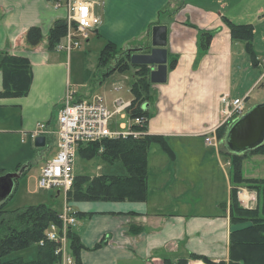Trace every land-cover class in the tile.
<instances>
[{
	"label": "crops",
	"instance_id": "0c3cea01",
	"mask_svg": "<svg viewBox=\"0 0 264 264\" xmlns=\"http://www.w3.org/2000/svg\"><path fill=\"white\" fill-rule=\"evenodd\" d=\"M59 1L67 4L79 0ZM84 1L91 2L101 17L102 23L96 30L98 37L105 44L113 42L125 51L145 48L151 43L153 26H167L168 80L162 88L159 112L152 117L148 108L150 115L145 131L150 135L163 136L169 144L174 145L173 148L170 144L175 157L171 158L163 151L154 168L148 157V195L144 201L75 202V208L72 207L76 212L77 224L73 230L84 246L80 252L81 263L165 264V259H186L187 264L199 260L208 264L205 259L212 263H228L233 229L229 210L232 184L230 170L226 169L230 161L221 149L208 147L205 141L204 148H195L189 139H205L206 132L222 125V98L229 96L232 90H238L236 83L232 82L233 71L237 61L245 56V44L244 50L242 48L237 52L236 47L242 42L233 41L227 25L218 21L216 25L221 28L220 33L213 38L209 55L203 63L208 64L214 55L220 57V77H214L215 84L202 85L203 75L208 74L209 70L202 64L199 69L195 67L201 50L200 38L192 26L180 18L188 7L181 5L182 0ZM259 12L263 13L264 9H259ZM66 16L67 8H57L55 0H0V50L27 58L33 71L27 95L12 98L0 96L5 98L1 102L14 104L20 110L18 121H12L11 127L4 132L11 130L13 134L21 135V140L38 122H49L50 127L55 128L67 91L73 89L67 62L70 55L49 50L47 44L42 43L43 40L38 46L30 47L26 42V33L31 26H39L43 38H48L54 22ZM164 16L169 20L175 18L171 26L161 22ZM187 16V21H190L191 15L188 13ZM134 27L137 30L132 32ZM257 57L259 60V53ZM173 59L177 60L174 68L170 64ZM262 63L259 60L257 65L249 63L248 67L257 70ZM86 73L89 74L88 71ZM196 82L199 89L194 96ZM3 84V73L0 71V93ZM157 85L153 84L152 92ZM157 89L161 92V88ZM245 95L238 94L234 98ZM178 141L187 144L181 149L183 153H179L175 147ZM25 162L18 161L13 166L15 168ZM198 172H202V175ZM202 176L206 177L205 191H200L198 187ZM242 191L247 189H239V200L245 206L240 196ZM204 192L208 195V209L199 204ZM223 203L227 204L226 208L221 207ZM133 228L140 230L133 232Z\"/></svg>",
	"mask_w": 264,
	"mask_h": 264
},
{
	"label": "trees",
	"instance_id": "16d2710c",
	"mask_svg": "<svg viewBox=\"0 0 264 264\" xmlns=\"http://www.w3.org/2000/svg\"><path fill=\"white\" fill-rule=\"evenodd\" d=\"M223 21L229 28L232 40L244 42L245 50L251 62L257 65L259 60L253 45V25L239 24L225 16ZM66 28L65 19L54 22L48 33L47 48L49 50H56L57 45L63 42ZM43 37L41 27L31 26L26 33L27 45L30 47L38 46ZM213 38L212 33L203 32L200 37L201 49L208 51ZM118 51L120 55L114 58ZM127 52L118 48L113 42H107L100 53L99 66L104 68L109 65L111 59H116V64L109 68L108 75L114 72L125 73L130 68L135 67V79L131 84L134 99L132 106L128 109V115L131 118H145L141 127L135 126L143 129L144 134L139 137L106 139L102 142L80 145L78 156H84L86 159L100 156L109 164L120 162L124 165L126 172L125 174L95 176L76 174L73 188L68 193V201H144L148 195V157L151 146L158 143L171 158L175 157L171 146L163 136L150 135L145 131L150 115L145 104L153 98V84L150 80L152 68L148 65H132ZM170 64L174 68L177 60L173 59ZM0 71L4 78L1 97H22L28 94L33 71L27 58L11 55L8 50H0ZM223 125L217 129L218 138L221 141H224L225 138L223 132L226 128ZM102 147L104 150L100 151ZM226 148V152L222 150L221 152L226 159L229 156L231 158L232 190L229 210L233 229L230 236L229 262L212 263L208 259L205 261L208 264H264V177L245 176L242 169L244 153L236 154L231 152L228 146ZM252 151L264 152V143L248 152ZM21 166L22 164L17 167L16 171ZM3 174L5 171L0 169V176ZM240 188L248 189L257 194L258 202L255 206L245 207L241 205L239 200ZM9 199L0 204V264H56L58 258L54 254V245L47 243L41 246L39 242L45 237L49 224L58 221L60 212L45 204L8 212L6 205ZM221 207L226 208L227 204L223 203ZM136 229L140 230V228H133V232ZM69 240L77 264H82L80 252L84 246L73 229L69 231ZM32 247H36V255L28 259L23 252ZM187 263L188 260L186 259L178 261L165 259V264Z\"/></svg>",
	"mask_w": 264,
	"mask_h": 264
},
{
	"label": "rangeland",
	"instance_id": "374dc122",
	"mask_svg": "<svg viewBox=\"0 0 264 264\" xmlns=\"http://www.w3.org/2000/svg\"><path fill=\"white\" fill-rule=\"evenodd\" d=\"M179 1L181 0H176V2ZM184 4L188 7L184 12L181 13L180 18L192 26L191 28L198 34V38L201 37L203 32L212 33L214 38L218 36L221 28L216 25L217 22H223V24L226 25V23L221 19L222 16L229 17L232 19V21L237 23L252 24L254 27V50L259 53V60L262 63L264 60V12H259V9H264V0H182L181 5ZM64 6L67 8L66 4H64ZM188 13L191 15L190 21H187L189 20V17L187 16ZM174 21V17L171 20H169V17L166 16L161 17V22L166 25L171 26ZM131 30L132 32H135L137 28L134 27ZM150 35L152 38V33ZM89 38V40H81V46L79 48H75L70 53V57L67 61L71 71V80L73 85L72 90H76L75 100H90L94 96L100 95L103 97L104 103L108 105L110 109L114 108V102L118 99L132 101L134 99V95L131 91L130 84H132L135 79V67L130 68L128 71L122 74L120 72H114L113 74L108 75L109 68L115 66L116 59H111L109 65L105 66L104 68L100 67L99 57L105 45V41L102 38H99L96 32L90 33ZM42 43L48 44V38H43ZM199 48L201 49L200 43ZM236 48L237 52H240L242 48L244 50V42H242V44L238 43ZM63 53L67 55L66 52L63 51ZM119 55L120 52L118 51L114 58ZM208 55V51H204L202 49L200 50V55L195 65L196 69H199L201 64L205 65L203 61ZM249 63L252 62L245 52V56L241 60L239 59L237 61L236 67L233 71L232 82L234 81L236 83L238 90H232L229 95L230 98H234L235 95H245V93L249 91V98L246 100L247 111L254 105L264 102V63H262L261 67L257 70L248 67ZM219 66L220 57H217L216 55L212 56V58L208 60V64L205 65L209 72L208 74L203 75L204 78L201 81L202 85L215 84L214 77H220L218 70ZM86 71H88L89 74H87ZM257 79H259L258 84L254 85ZM166 84L167 83L157 85L154 89L152 100L145 104L148 106L147 108H150L152 117L159 112L158 103L162 95V88L165 87ZM195 86L197 90L194 96H196L198 92L199 83L196 82ZM157 88H161V92ZM4 99L5 98H0V128H3V130H0V169L3 168V170L7 173L15 172L18 166L14 168L13 164L15 162L18 163V161H27L25 163L30 165L27 169V172L23 174V176L17 182L13 196H11L6 205V210L10 212L29 206L45 204L58 212H62L66 203L75 208V201L66 202L63 191L60 195H58V189L48 190L39 188L38 186V178L40 175L41 166L46 161L52 160L59 151L56 137L50 136L48 138L46 148L39 149L35 147L34 142L28 137H26L27 140L23 141L21 140V135L13 134L11 130L4 132L6 128L11 127V122L14 120L18 121L20 116L19 108L14 106V104L8 105L1 102ZM124 115V117L121 115H116L113 118L111 122V128L113 130L122 131V123H125L128 126L126 130H129L130 124L132 123V118L127 112H125ZM231 123L232 122L229 121L223 125L226 128L223 132V137L225 138L224 141L219 140V149L224 152L227 151V145L225 141ZM56 124L57 119L54 124L55 127ZM139 130H141L140 132L144 134L143 129L139 128ZM189 140L191 141L192 147L202 149L205 146V139L203 137H197V139L191 138ZM186 146L187 144H183V141H178L177 146L175 147L179 149V153H183L181 149ZM172 147L174 148V145H172ZM163 151V148L158 143H154L151 146L149 157L151 158L153 168L155 167V162L159 163V157L160 155L164 154ZM228 160L231 161L230 156L228 157ZM25 163H22V165ZM226 166V169L229 171L231 168L230 162H227ZM242 167L243 172L247 177H264V152L252 151L244 153ZM75 172L76 174L80 175L95 176L99 173L121 174L125 173L126 169L122 163H118L117 165L113 166V164L111 165L107 163L100 156L88 159L84 158V156H78ZM198 173L202 175V172ZM199 179V190L205 191L206 181H204V179H206V177L202 176ZM201 197L202 200L199 204H201L203 207L210 206V204L207 202L208 195L205 193ZM197 199L199 201V196ZM203 200L205 201L203 202ZM257 202L258 198L256 194L252 204L250 202L249 205L255 206ZM199 204H197V208L199 207ZM241 205L243 204L241 203ZM23 254L28 259L33 258L36 255V247L28 249L27 251L23 252Z\"/></svg>",
	"mask_w": 264,
	"mask_h": 264
},
{
	"label": "built area",
	"instance_id": "2783aa9c",
	"mask_svg": "<svg viewBox=\"0 0 264 264\" xmlns=\"http://www.w3.org/2000/svg\"><path fill=\"white\" fill-rule=\"evenodd\" d=\"M65 3L57 0V8L65 7ZM66 34L62 43L58 44L56 50L64 51L68 55L81 46V40H89L90 33L96 32L102 23L101 17L96 13L91 2L79 0L67 4ZM87 10L86 14L83 11ZM249 93L244 97L230 98L223 96V122H232L247 111L246 100ZM132 106V101L118 99L114 102V108L110 109L104 103L102 96H94L90 100H75V92L68 89L64 99V105L60 109L55 128L50 127L49 122H38L33 130L24 134L35 142L38 136L56 137L59 151L56 156L46 161L40 169L38 186L42 189H58V195L64 192L66 202L68 193L75 182V166L80 145L102 142L106 139L127 138L129 136L139 137L143 135L139 127L145 121L144 117L132 118L129 130L127 125L122 126V131L111 128L112 120L116 115L124 117L125 112ZM125 124V123H124ZM135 126H139L136 128ZM217 129H212L204 134L205 143L208 147L219 150L220 141ZM103 147L101 148V151ZM243 192V191H242ZM248 194L247 200H243L245 206L249 207L256 194L252 191H244ZM251 207V206H250ZM77 224L76 212L71 205L65 204L62 212L58 215V221L49 224L45 237L39 242L41 246L47 243L54 245V254L58 258L56 264H77L72 254L69 231ZM190 264H206L204 261H193Z\"/></svg>",
	"mask_w": 264,
	"mask_h": 264
},
{
	"label": "water",
	"instance_id": "95a60500",
	"mask_svg": "<svg viewBox=\"0 0 264 264\" xmlns=\"http://www.w3.org/2000/svg\"><path fill=\"white\" fill-rule=\"evenodd\" d=\"M152 42L145 48L129 50L127 55L134 66H151L152 84H164L168 80L167 26L155 25L152 28ZM148 51V52H146ZM148 106H146L147 108ZM45 136H38L34 142L36 148L46 147ZM264 143V102L251 107L230 126L226 144L231 152L243 154L254 150ZM29 164H24L15 172L0 176V204L6 202L14 193L16 184L23 176Z\"/></svg>",
	"mask_w": 264,
	"mask_h": 264
},
{
	"label": "bare ground",
	"instance_id": "6f19581e",
	"mask_svg": "<svg viewBox=\"0 0 264 264\" xmlns=\"http://www.w3.org/2000/svg\"><path fill=\"white\" fill-rule=\"evenodd\" d=\"M240 196L243 200H247L248 198V194L246 192H243Z\"/></svg>",
	"mask_w": 264,
	"mask_h": 264
},
{
	"label": "snow or ice",
	"instance_id": "6c2138e0",
	"mask_svg": "<svg viewBox=\"0 0 264 264\" xmlns=\"http://www.w3.org/2000/svg\"><path fill=\"white\" fill-rule=\"evenodd\" d=\"M83 11H84V12H85V14H86L87 10H86V9H84Z\"/></svg>",
	"mask_w": 264,
	"mask_h": 264
},
{
	"label": "flooded vegetation",
	"instance_id": "af4514ba",
	"mask_svg": "<svg viewBox=\"0 0 264 264\" xmlns=\"http://www.w3.org/2000/svg\"><path fill=\"white\" fill-rule=\"evenodd\" d=\"M128 53V52H127Z\"/></svg>",
	"mask_w": 264,
	"mask_h": 264
}]
</instances>
